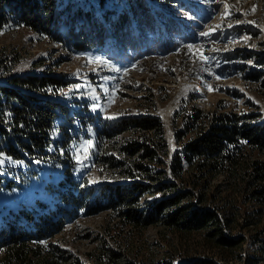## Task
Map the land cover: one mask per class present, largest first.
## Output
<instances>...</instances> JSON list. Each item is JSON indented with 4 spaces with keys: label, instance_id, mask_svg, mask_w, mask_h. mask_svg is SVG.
<instances>
[{
    "label": "trees",
    "instance_id": "trees-1",
    "mask_svg": "<svg viewBox=\"0 0 264 264\" xmlns=\"http://www.w3.org/2000/svg\"><path fill=\"white\" fill-rule=\"evenodd\" d=\"M105 2L106 6L104 0H0V32L30 29L70 53H105L129 65L147 54H168L198 40L194 14L184 13L192 7L199 10L198 2L129 0L122 8ZM21 63L16 53L0 51V160L5 156L18 163L28 164L30 159L46 163L55 155L57 134L63 130L59 122L67 121L69 112L77 114L64 100L72 81L48 71L45 62L18 74ZM261 74L254 76L260 80ZM187 117L193 126L205 119L208 124L171 156L158 118L102 122L91 116L92 125L96 120L99 164L108 176L123 181L87 188L72 176L58 180L59 188L44 196L56 199L55 208L18 210L13 220L0 225V264H137L106 242L85 260L52 242L82 217L103 212L120 215L135 228L157 225L180 234H202L227 255L246 264H264V122L255 113L221 110L205 116L195 107ZM124 134L134 138L119 140ZM219 178L223 184L218 192L226 187L241 205L252 208L242 222L226 203L216 204L211 189ZM182 179L193 184L192 192L176 186L175 181ZM6 187L0 176V191ZM150 193L162 196L140 207ZM238 228L248 236H235Z\"/></svg>",
    "mask_w": 264,
    "mask_h": 264
},
{
    "label": "rangeland",
    "instance_id": "rangeland-1",
    "mask_svg": "<svg viewBox=\"0 0 264 264\" xmlns=\"http://www.w3.org/2000/svg\"><path fill=\"white\" fill-rule=\"evenodd\" d=\"M108 1L122 8L129 0ZM185 1H195L200 6L199 10L192 7L184 12L194 14L198 40L187 41L183 48L168 54H147L130 65L120 64L105 53H70L30 29L0 32V51L16 53L22 59L16 73L34 71L35 64L45 62L48 71L72 81L64 100L77 112H69V119L59 122L63 128L57 134L59 146L46 163L30 159L24 164L1 158L0 176L8 189L0 191V225L13 220L18 210L55 208L56 199L44 196L56 191L57 181L65 176L79 178L87 188L123 181L108 176L99 164V152L95 151L97 119L106 122L138 116L158 118L171 156L208 124L205 119L192 125L187 115L194 107L205 116L221 110L255 113L264 122V0ZM97 16L107 21L100 11ZM201 32L210 35L202 36ZM254 73H262L260 80ZM91 116L96 119L93 125ZM133 138L124 134L119 140ZM112 153L121 157L117 151ZM169 159L166 158L167 164ZM175 183L180 190L193 191V184L187 179ZM222 184L223 178H219L212 185L216 204L226 203L229 212L239 213L242 222L241 217L252 208L241 205L240 198L226 187L218 192L217 187ZM160 196L144 195L140 207H147ZM72 226L52 242L69 248L83 260L106 242L110 248L121 250L127 261L137 264H246L245 260L215 248L202 234H180L157 225L135 228L110 212L82 217ZM234 235L248 236V231L238 228Z\"/></svg>",
    "mask_w": 264,
    "mask_h": 264
},
{
    "label": "snow or ice",
    "instance_id": "snow-or-ice-1",
    "mask_svg": "<svg viewBox=\"0 0 264 264\" xmlns=\"http://www.w3.org/2000/svg\"><path fill=\"white\" fill-rule=\"evenodd\" d=\"M200 35H202V36H208V35H210V33L201 32ZM117 71H119V69H117ZM0 163H3V160H0Z\"/></svg>",
    "mask_w": 264,
    "mask_h": 264
}]
</instances>
